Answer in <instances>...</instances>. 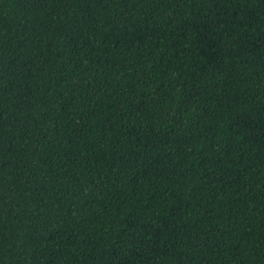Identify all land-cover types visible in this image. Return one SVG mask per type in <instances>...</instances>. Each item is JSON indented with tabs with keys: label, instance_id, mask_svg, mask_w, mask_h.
Wrapping results in <instances>:
<instances>
[{
	"label": "trees",
	"instance_id": "obj_1",
	"mask_svg": "<svg viewBox=\"0 0 264 264\" xmlns=\"http://www.w3.org/2000/svg\"><path fill=\"white\" fill-rule=\"evenodd\" d=\"M0 264H264V0H0Z\"/></svg>",
	"mask_w": 264,
	"mask_h": 264
}]
</instances>
